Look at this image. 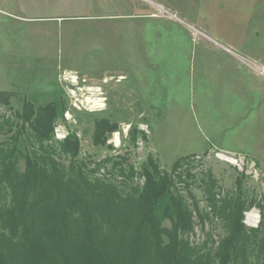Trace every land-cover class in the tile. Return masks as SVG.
Instances as JSON below:
<instances>
[{
  "label": "rangeland",
  "instance_id": "obj_1",
  "mask_svg": "<svg viewBox=\"0 0 264 264\" xmlns=\"http://www.w3.org/2000/svg\"><path fill=\"white\" fill-rule=\"evenodd\" d=\"M155 10L144 18L72 20L41 28L1 21L0 91L13 97L0 115L12 118L24 100L62 106L54 139L75 135L83 166L99 172L97 178L109 173L113 182L120 169L131 168L133 182L141 185L148 155L168 173L184 158L175 172V190L190 210L196 204L200 214L209 215L204 226L192 215L189 240L200 245L211 234L217 242L225 231L209 214L208 176L217 197L235 196L236 180L247 202L257 204L264 196V94L240 93L238 79L226 77L216 58L202 59L205 42L198 34ZM239 83L253 85L248 77ZM100 118L118 126L103 147L92 143ZM9 137L1 131L0 145L9 146ZM243 218L247 228H256L258 207Z\"/></svg>",
  "mask_w": 264,
  "mask_h": 264
},
{
  "label": "trees",
  "instance_id": "obj_2",
  "mask_svg": "<svg viewBox=\"0 0 264 264\" xmlns=\"http://www.w3.org/2000/svg\"><path fill=\"white\" fill-rule=\"evenodd\" d=\"M12 97L0 91V107ZM63 112L55 102L35 106L24 100L12 118L0 115V132L10 135V145H0V264H264V196L247 202L236 180L235 196L217 197L208 176L209 214L225 232L217 242L209 234L195 245L188 237L192 215L203 226L209 215L196 204L190 210L175 190V172L185 159L168 173L148 155L141 185L133 182L131 168L120 169L117 182L109 173L97 178L99 172L79 161L75 135L54 139ZM116 131V123L95 119L93 145L103 147ZM254 205L261 221L247 228L243 214Z\"/></svg>",
  "mask_w": 264,
  "mask_h": 264
},
{
  "label": "crops",
  "instance_id": "obj_3",
  "mask_svg": "<svg viewBox=\"0 0 264 264\" xmlns=\"http://www.w3.org/2000/svg\"><path fill=\"white\" fill-rule=\"evenodd\" d=\"M0 0V22L58 24L89 19L144 18L159 7L178 25L191 29L204 41L203 60H218L222 73L238 79L242 93L264 94V77L246 62L264 69V0ZM159 6V7H158ZM155 10V11H156ZM114 11L119 13L114 15ZM134 12V13H132ZM93 21V20H92ZM176 25V24H175ZM112 27V26H111ZM170 41L171 38H170ZM172 43V42H171ZM220 51L210 54L207 48ZM212 49V48H211ZM213 58V59H212ZM244 61V62H243ZM248 77L253 85L239 82ZM233 90L234 93L237 90ZM263 101V98L262 100Z\"/></svg>",
  "mask_w": 264,
  "mask_h": 264
},
{
  "label": "built area",
  "instance_id": "obj_4",
  "mask_svg": "<svg viewBox=\"0 0 264 264\" xmlns=\"http://www.w3.org/2000/svg\"><path fill=\"white\" fill-rule=\"evenodd\" d=\"M158 13L161 14V17H170L163 8L159 7ZM244 62V61H243ZM249 67H251L258 75L264 76V69L260 65H256L252 62H246Z\"/></svg>",
  "mask_w": 264,
  "mask_h": 264
}]
</instances>
